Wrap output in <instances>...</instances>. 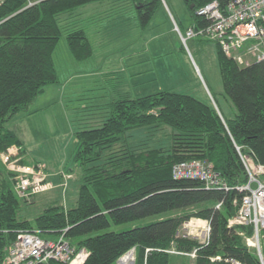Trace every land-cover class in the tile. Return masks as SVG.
I'll return each instance as SVG.
<instances>
[{"label":"trees","instance_id":"16d2710c","mask_svg":"<svg viewBox=\"0 0 264 264\" xmlns=\"http://www.w3.org/2000/svg\"><path fill=\"white\" fill-rule=\"evenodd\" d=\"M104 1L110 0L0 4V156L13 147L24 149L19 134L8 125L28 112L48 86L59 82L53 54L63 34L61 15ZM130 1L142 25L162 4V0ZM182 1L193 25L205 26L208 21L197 16L198 10L214 1L225 7L232 0ZM66 40L78 62L92 56L82 28L70 29ZM216 49L223 89L236 107V116L227 119L218 105L216 109L191 95L169 91L140 98L124 94L102 108H83L91 114L86 125L75 131L73 162L81 169V183L72 207L52 205L34 220L23 217L21 209L30 203L15 194L13 173L0 160V261L20 230H39L44 239L65 231L74 245L89 253L84 264H116L132 249H136L135 264H232V260L262 264L245 239L254 236V228L230 222L244 196L237 188L248 181L241 155L264 166V62L240 67L219 46ZM160 129L169 130L168 141L152 146L150 137ZM190 161L210 163L231 190L175 179L174 165ZM166 213L173 214L127 231H106L112 223ZM192 218L209 222L207 243L179 234ZM193 252L195 258L190 256Z\"/></svg>","mask_w":264,"mask_h":264},{"label":"rangeland","instance_id":"374dc122","mask_svg":"<svg viewBox=\"0 0 264 264\" xmlns=\"http://www.w3.org/2000/svg\"><path fill=\"white\" fill-rule=\"evenodd\" d=\"M112 1L123 2L125 6L115 5L100 10L81 7L75 11L83 16L79 22L71 17L72 13L61 15L63 34L53 54L60 85L52 86L30 105L28 112L17 115L8 125L18 132L26 146V150L25 147L15 150L13 157L16 155L19 164L24 162L25 165L27 162L22 159L25 154L30 159L42 161L38 163L46 166L47 181L53 185L51 190L26 199L30 205L22 207L21 215L29 220H34L49 206L64 205L68 209L77 201L81 169L73 162L77 147L75 131L86 125L91 114L84 112L83 108H102L124 94L140 98L169 91L191 95L216 109L219 106L227 119L236 116V107L223 89L215 43L203 39L185 43L177 30L178 27L184 34L193 25L182 0H162L147 25L141 24L137 9L130 0ZM78 23L86 29L93 49L92 56L82 62L73 58L66 40L70 29L76 28ZM168 136V129H160L150 137V144L154 146L157 142L168 141ZM0 160L6 168L1 156ZM51 165L65 168L53 178ZM64 175L70 178L66 180ZM172 214L121 225L112 223L106 231H127ZM197 220L192 218L185 223L180 235L200 242L201 237L197 235L200 233L192 235L186 227L190 222L197 223ZM245 239L247 245L259 250L264 258V233L259 240L260 246L253 237ZM131 251L129 253L136 263V249ZM169 252L178 254L174 250ZM125 256L116 264H123L121 260ZM190 256L195 258L192 254Z\"/></svg>","mask_w":264,"mask_h":264},{"label":"built area","instance_id":"2783aa9c","mask_svg":"<svg viewBox=\"0 0 264 264\" xmlns=\"http://www.w3.org/2000/svg\"><path fill=\"white\" fill-rule=\"evenodd\" d=\"M3 1L0 0V4ZM196 14L208 23L205 26L192 25L184 34L177 27L185 43L196 39L213 42L226 57L240 67L264 62V0H232L225 7L214 1L198 10ZM18 149L13 147L1 154L6 169L13 173L15 194L20 199L30 200L34 195L51 190L53 185L47 181L49 175L46 166L40 163L32 166L19 164L16 155L13 157V152ZM241 158L247 171L248 182L237 188L244 196L239 211L230 224L253 227V240L256 239L260 246L259 240L264 233V166L256 163L251 156L241 155ZM172 172L177 180L194 179L201 181L207 189L231 190L207 161L178 163L174 165ZM64 176L66 180L70 178ZM220 207L221 204L218 205V208ZM186 227L192 235L195 232L200 233L197 235L201 237V244L208 242L211 233L208 221L198 219L197 223L190 222ZM65 234H60L55 239H44L39 230H20L16 240L6 249L0 264H84L89 253L66 239ZM192 256L195 257V252ZM134 263L135 258L126 264ZM232 264L240 263L232 260Z\"/></svg>","mask_w":264,"mask_h":264},{"label":"crops","instance_id":"0c3cea01","mask_svg":"<svg viewBox=\"0 0 264 264\" xmlns=\"http://www.w3.org/2000/svg\"><path fill=\"white\" fill-rule=\"evenodd\" d=\"M123 2H115V1H112V0H110V1H104V2H98V4L97 3H91V4H89L88 6L86 5V6H83L84 8L83 9H86V8H88V9H90V8H96V9H101V8H108V7H113V6H115V5H119V6H125V4H122ZM94 5H97V6H94ZM78 10V9H77ZM79 11V10H78ZM79 12H73L72 14H71V17L73 16L74 17V19L75 20H77V22H79L78 20L79 19H81V18H83V16L81 15V16H79ZM75 15V16H74ZM78 28H82L84 31L86 30L83 26H80V24L78 23V26H77ZM86 32V31H85ZM55 64H56V62H55ZM56 69H57V66H56ZM57 73H58V71H57ZM58 86L59 87V85H60V78H59V82L57 83V84H54V85H50V86H48L46 89H45V92L46 91H48V90H50L51 89V87L52 86ZM56 88H54L53 90H55ZM45 92H44V94H45ZM43 95V94H42ZM13 130H15V129H13ZM18 133V132H17ZM23 141V140H22ZM24 142V141H23ZM25 145V144H24ZM25 150H26V146H25ZM26 153H27V151H26ZM22 159L24 160H26V165H35L36 163H38V162H40V163H42V161H37V160H35V159H30L29 158V156H28V154H25L24 155V157H22ZM51 167H52V169H50V174H52V176H53V178L55 177V176H57V174L59 173V172H61L62 171V169H64L65 167H55V165H51ZM51 176V177H52ZM132 255V254H131ZM133 256V255H132ZM134 259V258H133Z\"/></svg>","mask_w":264,"mask_h":264},{"label":"bare ground","instance_id":"6f19581e","mask_svg":"<svg viewBox=\"0 0 264 264\" xmlns=\"http://www.w3.org/2000/svg\"><path fill=\"white\" fill-rule=\"evenodd\" d=\"M248 182V181H247ZM250 227V226H249ZM253 228V227H252ZM61 234H65V232L63 231ZM65 237H66V234H65ZM66 239H68L67 237H66ZM69 240V239H68ZM260 249V248H259ZM133 256L130 254V255H128L126 258H124V260H122V263L123 264H126L129 260H133ZM263 261H264V258H263Z\"/></svg>","mask_w":264,"mask_h":264},{"label":"water","instance_id":"95a60500","mask_svg":"<svg viewBox=\"0 0 264 264\" xmlns=\"http://www.w3.org/2000/svg\"><path fill=\"white\" fill-rule=\"evenodd\" d=\"M258 249H259V248H258ZM131 252H132V251H131ZM257 253H258V256H259V258H260L261 263L264 264L262 253H261L259 250H257Z\"/></svg>","mask_w":264,"mask_h":264}]
</instances>
